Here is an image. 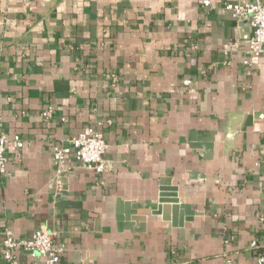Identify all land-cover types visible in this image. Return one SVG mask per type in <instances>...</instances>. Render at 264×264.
Wrapping results in <instances>:
<instances>
[{
    "label": "crops",
    "instance_id": "crops-1",
    "mask_svg": "<svg viewBox=\"0 0 264 264\" xmlns=\"http://www.w3.org/2000/svg\"><path fill=\"white\" fill-rule=\"evenodd\" d=\"M227 1L0 0V241L54 230L58 264L256 263L264 55ZM89 125L105 171L70 153L57 176L51 146Z\"/></svg>",
    "mask_w": 264,
    "mask_h": 264
},
{
    "label": "built area",
    "instance_id": "built-area-1",
    "mask_svg": "<svg viewBox=\"0 0 264 264\" xmlns=\"http://www.w3.org/2000/svg\"><path fill=\"white\" fill-rule=\"evenodd\" d=\"M202 5H209V0H202ZM223 8L228 10L236 22L248 21L251 29L246 52L248 55L257 57L264 55V0H239L236 2L227 1ZM183 84H190L185 79ZM43 119L49 120L53 116V109L47 107L41 113ZM63 120L64 117H61ZM9 139L5 132L0 129V177L5 174V144ZM11 141L15 147L22 146L19 135H13ZM52 162L56 167L57 176L62 173L64 162L70 153H73L76 160L84 167L96 174H102L106 169L103 154L107 149V143L102 133L94 125L86 126L79 133L67 136L65 139L53 143ZM264 193V180L261 184ZM263 210L259 214L260 222L264 223V196L261 199ZM56 231L47 230L43 227L34 229L30 237H14L11 231L4 229L0 241L1 257L8 264H18L15 251L22 250L34 257H41L42 264H58L63 245L55 242ZM248 248L255 254L256 263L264 264V240L251 239ZM223 264H239L230 258L225 257Z\"/></svg>",
    "mask_w": 264,
    "mask_h": 264
},
{
    "label": "water",
    "instance_id": "water-1",
    "mask_svg": "<svg viewBox=\"0 0 264 264\" xmlns=\"http://www.w3.org/2000/svg\"><path fill=\"white\" fill-rule=\"evenodd\" d=\"M169 191H173L170 193H164L161 195V198L159 199V205L157 206L156 213H167L169 211V206L167 205L168 202L176 203L177 200L174 199L175 195V188L169 189ZM173 211L176 209L175 205H172L170 207Z\"/></svg>",
    "mask_w": 264,
    "mask_h": 264
}]
</instances>
